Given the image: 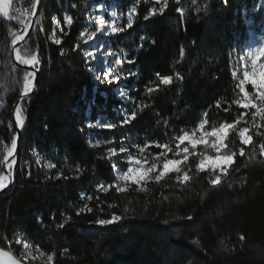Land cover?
<instances>
[{"label":"trees","instance_id":"trees-1","mask_svg":"<svg viewBox=\"0 0 264 264\" xmlns=\"http://www.w3.org/2000/svg\"><path fill=\"white\" fill-rule=\"evenodd\" d=\"M183 1L43 0L40 22L18 49L42 66L38 90L19 109L26 127L16 181L0 196V249L24 264H264V116L258 112L264 99L247 84L255 104L245 105L235 74L257 0H212L217 14L199 29L188 66L178 69L197 94L187 127L198 129L203 121V129L212 131L231 124L224 151L233 154V162L226 171L201 169V155L214 153L209 142L191 148L179 170L160 180L123 190L115 185L117 164L126 166L119 152L130 142L158 140L164 99L154 94L163 73L148 49L153 25L178 16ZM102 2L122 13L136 11V43L142 46L132 51L134 62L123 65L126 76L118 84L96 82L83 37L96 25L90 21L93 4ZM35 4L12 0L9 14L0 15V176L17 134L13 107L28 75L13 59V38L25 20L15 10L31 15ZM180 30L191 40L198 24L180 21ZM123 111H135L136 119L121 124ZM97 112L115 127L93 132L88 121ZM243 128L251 136L247 144L240 137ZM174 133L180 134L178 127ZM217 176L220 183L213 185ZM113 215L120 219L97 223ZM25 242L51 255L52 262L25 261Z\"/></svg>","mask_w":264,"mask_h":264},{"label":"rangeland","instance_id":"rangeland-1","mask_svg":"<svg viewBox=\"0 0 264 264\" xmlns=\"http://www.w3.org/2000/svg\"><path fill=\"white\" fill-rule=\"evenodd\" d=\"M11 0H0V15L7 16L11 9ZM178 16H166L157 21L152 29L154 37L151 40V45L148 49L149 52L156 55L157 64L163 75H170L173 82L160 88L154 94L155 98L164 99V104L160 107L161 118L157 127L158 140L156 142H130L119 153H122L121 160L126 164L125 167L117 164L116 182L115 185L119 189H126L131 184L142 186L146 181L160 176L164 177L172 171L179 169L181 164L185 162L191 154V148H195L200 144H212L216 141L215 136H207L206 142L196 143L195 146L186 139L184 142L179 140L180 136L185 133L189 137L199 139L201 132L209 133L204 129H190L187 127L191 120L193 110L197 104V94L190 90L189 85H185L183 79L178 74V69L182 66H188L189 59L192 51L198 44L199 29L205 24H211L217 14V10L212 5V0H184L179 7ZM15 13L18 15H25V20L22 25H25L24 31L27 30L31 22L32 14L28 17V13ZM129 15H131V27H129ZM28 17V18H27ZM194 20L198 24V31L194 39H187L183 36L180 30V21ZM91 22L96 23L86 32H84V40L90 45L89 59L93 62L94 78L98 84L110 85L106 83L101 77L105 72H112L111 79L115 80L117 76L124 78L125 72L123 65L132 61L133 50L140 49L142 43H136L137 31L134 29L136 22V11L129 10L126 13L119 12L115 4L107 2L95 3L92 6ZM40 17L38 18V23ZM247 24L249 30V37L244 46L238 51L237 59L238 64L235 68V74L239 80L241 91L243 93V103L245 105H254L255 100L248 92L246 85L252 84L256 93L260 97H264V0H257L255 6L252 7L247 17ZM113 29H116L115 33ZM23 31V32H24ZM96 33L93 40L89 41L88 37ZM17 34L14 40L18 37ZM141 39H147L141 36ZM259 49H261L259 51ZM184 55H181V53ZM34 64L39 66L36 58ZM119 62V63H117ZM34 76V75H33ZM32 79V77L30 76ZM206 77H202L199 83L203 82ZM29 73L26 82L29 81ZM31 89V88H30ZM29 89V90H30ZM116 91L121 93L120 86L116 87ZM121 95V94H119ZM20 113V111H18ZM118 113V112H117ZM89 115H91L89 113ZM124 117H127L125 111L122 112ZM21 119L24 123L22 115ZM113 124L112 119L108 118L106 114L97 112L91 115L88 125L93 132H99L102 129H108L106 125ZM227 125V127H224ZM178 127L180 134L174 133L175 128ZM224 127L222 133L221 148L219 152L213 148L214 153H204L199 159V167L201 169H219L229 166L233 160V154L224 151L226 147V138L232 127L231 124H223L216 128L217 130ZM249 137L248 128H243L241 132ZM177 137V142L172 144V139ZM243 140V139H242ZM102 142L98 139L95 141ZM167 145V148L164 147ZM179 145V148L177 147ZM159 150H155V149ZM187 148V159H185L184 149ZM143 149V151H141ZM227 156H231L232 160ZM131 158V159H130ZM132 161H139L133 163ZM182 161V163H180ZM180 163V164H179ZM155 167V171L146 173V169ZM129 168L131 175L126 176L125 181L123 176ZM13 173V168H12ZM147 174V175H146ZM146 175V176H144ZM144 176V178H143ZM135 178H143L137 181ZM159 178V177H158ZM102 187V185L100 186ZM108 187V186H107ZM22 258L25 261H44L52 262V256L45 254L35 246L24 243L22 250ZM0 264H24L20 258L16 257L11 251L0 249Z\"/></svg>","mask_w":264,"mask_h":264},{"label":"snow or ice","instance_id":"snow-or-ice-1","mask_svg":"<svg viewBox=\"0 0 264 264\" xmlns=\"http://www.w3.org/2000/svg\"><path fill=\"white\" fill-rule=\"evenodd\" d=\"M164 3L167 4V0H164ZM177 3H179V0H177ZM133 11H135V9H133ZM161 11H163V9H161ZM177 11L179 12L180 9H177ZM69 23H71V21H69ZM131 24H132V21H131V15H129V27H131ZM115 31H116V29H113V32H114V33H115ZM95 36H96V33H93L92 35H90V36L88 37V40H89V41L93 40V39L95 38ZM56 43L59 44L60 41L57 40ZM262 48H264V47H261V49H262ZM261 49H259V51H260ZM181 55H184V53L182 52ZM129 62H130V63H133L134 61H129ZM117 63H119V62H117ZM111 75H112V72H105L101 78L104 79L106 83H117V84H118V83L120 82V79H121V78H120L119 76H117L116 79L113 80V79L110 78ZM157 75H159V74H157ZM29 79H30V81H31V78H30V77H29ZM172 82H173V78H172V76H170V75H159V83H160L161 85L168 86V85H170ZM31 83H32V81H31ZM30 86H31V84H30ZM30 86H29V87H30ZM28 89H29V88H28ZM156 90H158V89H156ZM25 91H27V90H25ZM152 91H153L152 88H149V89H148V92H152ZM121 95H124V92H121ZM261 99H264V98L261 97ZM258 109H259V111H258ZM258 109H257V111H258L262 116H264V108H258ZM135 119H136V112H135V111H132V112L130 113L129 116L125 117V118L121 121V124H128V123H130L131 121H133V120H135ZM16 123H17V124H22L23 121H21V122L18 123L17 118H16ZM204 126H205V123H204L203 121L200 122V124H199L200 129H203ZM106 127L109 128V129H111V128H114V127H115V124H114V125H113V124H109V125H106ZM224 127H227V125H225ZM224 127L220 128V129H218V130H217V129H213V131H212V132H209V133L201 132V135H200V137H199L198 140H197L196 138H194V137H189V134H188V133H185L183 136H180V137H179V140H180L181 142H184L186 139H188V140L193 144V146H195L196 143L206 142V137H207V136H215V137H216V141L212 144V147L215 148V149H217V151L219 152V150H220V148H221V146H222V144H221V139H222V133L224 132ZM246 131H247V129H245L244 132H241V133H240V137L243 139V141H244L245 144H247V143H248V140H249V137L245 135V132H246ZM97 143H100V141H97ZM12 146H13V149L16 147V140H15V139L12 141ZM164 147L167 148V145H164ZM177 147L179 148V145H177ZM141 151H143V149H141ZM183 151H184V153H185V159H187V152H188V149L185 148ZM241 155H243V152H241ZM227 157L230 158V161L232 160V157H231V156H227ZM130 159H131V158H130ZM132 162H133V163H139V161H132ZM180 163H182V161H180ZM180 163H179V164H180ZM52 166L55 167V165H52ZM226 169H227V166L222 167V170L226 171ZM176 170L178 171L179 169H176ZM153 171H155V167H153V168H149V169H146V173H147V174L150 173V172H153ZM147 174H146V175H147ZM129 175H131V174L129 173V168H128L127 172H126L125 175L123 176V179H124L125 181L130 180V179H126V178H125L126 176H129ZM146 175H144V176H146ZM144 176H143V178H144ZM158 177H159V178H158ZM162 177H163V176H162ZM143 178H135V179H136L137 181H139V180H141V179H143ZM156 179H157V180H160V179H161L160 173L156 176ZM183 179H184V180H187V179H188L187 175H185V176L183 177ZM220 179H221L220 176H217L214 180L211 181V183H212L213 185L219 184V183H220ZM119 219H120V217L113 215L112 218H111V220H99L97 223H98L99 225H107V224H110V223H112L113 221H117V220H119ZM61 227H63V225H61ZM241 239L243 240V237H241Z\"/></svg>","mask_w":264,"mask_h":264},{"label":"water","instance_id":"water-1","mask_svg":"<svg viewBox=\"0 0 264 264\" xmlns=\"http://www.w3.org/2000/svg\"><path fill=\"white\" fill-rule=\"evenodd\" d=\"M42 2H43V0H36V4H35L34 10L32 12V18H31V22L29 24V27L27 28V30L24 31L25 25H22V27L18 33V34L22 33L21 39L14 42V38L16 36L13 38L12 52H13V59H14L15 63L19 66L26 68L28 70V73H30V71H34V76H33V85L31 87V89L29 91H25L24 90L25 86H23L22 93H21L17 103L13 107V111H12L13 112V121H14V125L17 128V134L15 137L16 147L13 149V146H12L11 149L9 150V152L6 154V157L4 160L5 168H4L3 173H6V162H7V159H8L10 152H11L10 156L12 157L13 160H15V163L13 166L12 180L8 184H6L3 188L0 189V196L2 194H4L5 192H7L12 187V185L15 183L18 168H19V163H20L21 137L23 135L26 124L23 123L22 126H19V124L16 123V113L19 111L20 105H21L23 99L26 98L27 96H29L30 94L34 93L35 91H37L39 88V85H40V75H41V66H42L41 60L39 58H36L37 62L39 63V66H36L35 64L30 65V64L24 63V62L17 59L16 51H18L20 45L29 38L31 32L34 29H36V27L38 25L39 11H40V7H41ZM29 16H30V14H28V17ZM0 217H1V207H0Z\"/></svg>","mask_w":264,"mask_h":264},{"label":"bare ground","instance_id":"bare-ground-1","mask_svg":"<svg viewBox=\"0 0 264 264\" xmlns=\"http://www.w3.org/2000/svg\"><path fill=\"white\" fill-rule=\"evenodd\" d=\"M18 35L19 36L14 40V42H16L19 39H21L22 33L21 34H18ZM16 57H17L18 60H20V61H22L24 63L30 64V65H34V59L33 58L22 57L18 53V51H16ZM33 75H34V71H30L29 77L30 76L32 77V79H31L32 83H31L30 80L27 81V82L25 80V83H24L25 88H24V90L29 91V89L32 87V85H33ZM30 84H31V86H30ZM16 118H17L18 123L22 121L19 112L16 113ZM22 125H23V123L22 124H19V126H22ZM10 155H11V152L9 153V156H8V159H7V162H6V173H3L0 176V189L3 188L6 184H8L12 180V174H13L12 173V168L14 166L15 160H13Z\"/></svg>","mask_w":264,"mask_h":264},{"label":"built area","instance_id":"built-area-1","mask_svg":"<svg viewBox=\"0 0 264 264\" xmlns=\"http://www.w3.org/2000/svg\"><path fill=\"white\" fill-rule=\"evenodd\" d=\"M17 13H23V11H21V9H20V8H18V11H17Z\"/></svg>","mask_w":264,"mask_h":264},{"label":"crops","instance_id":"crops-1","mask_svg":"<svg viewBox=\"0 0 264 264\" xmlns=\"http://www.w3.org/2000/svg\"><path fill=\"white\" fill-rule=\"evenodd\" d=\"M11 3H12V0H11ZM1 8V7H0Z\"/></svg>","mask_w":264,"mask_h":264}]
</instances>
